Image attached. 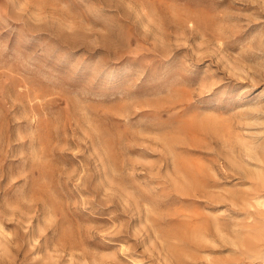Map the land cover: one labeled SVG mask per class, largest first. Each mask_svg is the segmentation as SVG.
Wrapping results in <instances>:
<instances>
[{
  "label": "rangeland",
  "instance_id": "obj_1",
  "mask_svg": "<svg viewBox=\"0 0 264 264\" xmlns=\"http://www.w3.org/2000/svg\"><path fill=\"white\" fill-rule=\"evenodd\" d=\"M0 264H264V0H0Z\"/></svg>",
  "mask_w": 264,
  "mask_h": 264
}]
</instances>
